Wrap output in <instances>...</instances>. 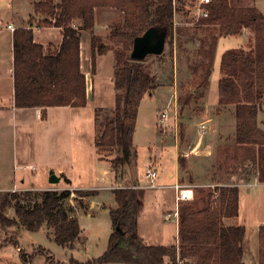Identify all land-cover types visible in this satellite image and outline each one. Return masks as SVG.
<instances>
[{
  "label": "trees",
  "instance_id": "16d2710c",
  "mask_svg": "<svg viewBox=\"0 0 264 264\" xmlns=\"http://www.w3.org/2000/svg\"><path fill=\"white\" fill-rule=\"evenodd\" d=\"M99 7L113 8L124 15L121 21L109 26V38L120 46L115 50V107L104 124L100 114L105 110L99 109L96 114L98 128H102L96 138L97 152L105 159L106 152L114 151L116 156L111 163L116 173L123 177L125 168L136 156L133 139L140 102L157 87L155 77L146 69L143 60L131 57L134 39L151 27L165 33L167 40L175 37L180 27L175 23L178 9L174 0L35 2V14L44 18L39 27H60L64 39L57 53H45L43 45L35 41V16L28 27L15 30V105L18 108L41 107L42 118H47L50 107L87 105V78L81 69L80 43L82 31L93 32L95 9ZM207 8L209 17L196 23L213 25V33L204 72L193 83L196 90L208 85L221 36L239 35L244 28L255 32L256 42L252 48L241 46L223 53L218 102L221 108L235 106V141L246 160L254 164L250 174L264 183V128L259 118L264 110L261 102L264 97V14L256 6H232L229 0H212ZM91 49L94 73L97 56L111 47L101 37L93 35ZM179 162L182 167L186 164L184 157H180ZM139 184L136 179L113 189L117 207L110 210L113 233L108 248L100 258L77 261L79 264H166V258L172 264H187L190 260L194 264H251L243 258L246 227L225 223V219H235L239 215L240 187L237 184L215 187L213 192L206 194L202 208L196 209L192 203L179 206V245L149 244L141 236L139 217L144 209L146 190L137 187ZM74 192L79 207L88 210L89 204L84 199L98 191L77 189ZM71 195L70 189L0 193V224L4 227L20 224L30 231L47 226L58 244L73 245L80 236L81 227ZM6 209H13L14 215H8ZM20 254L24 264H30L26 253Z\"/></svg>",
  "mask_w": 264,
  "mask_h": 264
},
{
  "label": "rangeland",
  "instance_id": "374dc122",
  "mask_svg": "<svg viewBox=\"0 0 264 264\" xmlns=\"http://www.w3.org/2000/svg\"><path fill=\"white\" fill-rule=\"evenodd\" d=\"M195 1H177L178 21L175 23L177 27H180V32L172 39H166L163 54H149L143 59L146 69L155 77L157 87L153 93H147L140 103L133 139L136 156L131 165L125 168L123 177L121 173H116L111 163V160L116 156L115 152H106L105 160H100L96 147V138L102 129L98 128L96 122L97 111L105 110L100 114V121L104 124L112 116L115 107L117 93L114 83L115 50L120 48L109 38L110 21L109 23L105 22L108 23L107 28L102 26L106 19V16L103 17L102 14L101 19L97 16L96 24L100 34H96V36L101 37L111 49L98 60L93 76L95 89L87 106L53 107L50 109L48 118L37 119L34 115H30L27 118L16 120L10 117L1 123L0 163H5L4 167L9 168L0 171L1 187H12L16 183L22 189L20 192L36 190L24 187L32 185L36 188L52 185L58 187V190L68 189L72 186L76 190H97L98 192L96 195L84 199V202L89 204L87 210L79 207L75 200L77 195L74 190H71V204L77 207L76 216L80 223L81 233L73 242L74 244L70 246L58 244L53 238L52 230L47 226H43L37 231H30L20 224L9 227L0 224V264H24L21 252L26 253L30 264H79L77 261L87 262L98 259L104 254L113 233L110 210L117 207L113 189L124 187L136 179L139 183L144 184L145 170L146 166L150 164L152 149L163 144L165 153L167 154L169 150L174 158L173 125L168 123V127L164 128L158 124L160 114L166 108L170 90L174 85V68L175 71L177 70L176 78L178 80L180 119L179 137L177 136V138L179 143H181L183 116L190 124L192 138L197 139L201 133L205 134L206 130L201 128L199 122L208 114L214 120L210 123L205 122V124L217 126L222 134L231 138V141L221 142L213 152L218 166L216 177H221L223 182L232 179L244 182H248L246 180L249 178V182L254 180L250 187L243 186L241 188L238 218L239 224L244 225L247 229L244 249L250 256L249 263L264 264V185L250 174L254 167L253 162L246 160L241 146L233 141L236 130L235 106L227 105L221 109L218 102L219 80L223 76L221 71L223 53L241 46L246 49L252 48L256 42L255 32L250 28H244L239 35L221 36L217 43L208 85L196 90L193 83L204 72L213 25H200L196 21L194 22L193 16L190 12L188 13L186 6H193ZM229 1L232 6H256L264 14V0ZM15 3L14 10L20 5L18 3H23L22 7L19 6L21 17L17 24H29L32 19L29 15L30 7L25 0ZM111 12L114 15H119L117 10ZM10 16L7 18L10 19ZM117 16H114L116 21L119 20ZM36 18L35 16V21ZM40 22L42 20L36 22L37 26ZM175 51L178 63L174 62ZM1 87L7 95L8 84H1ZM206 102L209 103L212 110L207 114H201L207 109ZM261 102L264 104V97ZM263 117L264 110L259 115L260 125L264 128ZM164 129H168V131L165 132ZM161 133L162 139L159 136ZM169 145L170 147L167 149ZM202 148L203 146L197 148V153H203ZM192 158L205 157L201 154L200 156L193 155ZM25 166L26 168H24ZM61 168L66 169V175L59 173ZM105 168L108 173L102 172ZM158 169L160 175L157 183L160 184L162 168L158 167ZM52 171L61 178L56 184L50 182ZM14 174L16 175L15 181H13L14 177H10ZM189 178L188 175L183 177L185 182H189ZM67 179L70 180V183ZM207 180V176H202L200 179V181ZM3 192L5 191H0V193ZM207 193L209 190L206 188L196 189V196L203 195L205 198ZM92 202H95L93 208H91ZM144 203L145 209L140 218V233L144 239L151 244H157L156 242L159 241L166 245L175 244L177 218L174 216L176 209L174 188L149 187ZM195 208L201 207L196 206ZM5 212L10 216L14 215L13 209H6ZM230 222L225 219V223L229 224Z\"/></svg>",
  "mask_w": 264,
  "mask_h": 264
},
{
  "label": "crops",
  "instance_id": "0c3cea01",
  "mask_svg": "<svg viewBox=\"0 0 264 264\" xmlns=\"http://www.w3.org/2000/svg\"><path fill=\"white\" fill-rule=\"evenodd\" d=\"M41 0H25L26 4L30 7V18L32 16H36V21L33 22V28H34V35H35V41L37 43H40L44 47V52L48 53H57L62 45L64 35L62 32V28L57 27V26H49V27H39L37 26L38 21L43 20L39 15H36L34 12V4L35 2H38ZM15 2H21V0H0V125L3 121H6L10 117L16 119V120H21L23 118H27L30 115H34L37 119L42 118V108L41 107H31V108H18L15 105V87H14V32L17 28L19 27H28L29 24L26 25H19L18 20L20 19V10L19 6L22 7L23 3H18L20 4L15 10L13 9L15 6ZM25 4V3H24ZM116 9L109 8V7H99L95 9V27L93 32L90 30H84L82 31V36H81V43H80V49H81V69L85 73L86 78H87V96H88V103L90 101V96L94 92V73L92 72V49H91V38L93 35L100 34L98 31L97 27V16L98 18H102L101 14L106 16V19L103 23L102 26L107 28V24L110 21V24L113 23L114 18L116 19L117 14H112L111 11H114ZM119 15L117 18L119 19L118 21L122 20L124 18V15L122 12L119 11ZM11 15L10 19L7 17ZM7 22L4 24L5 20ZM54 21V20H53ZM177 15L175 16V22H177ZM105 22H108L107 24ZM9 25H13L15 29L9 28ZM101 26V27H102ZM110 51V50H108ZM106 53L102 55H98L96 59V67L98 60L101 56L105 55ZM174 62L178 63L177 59V53L176 51L174 52ZM90 67V68H89ZM175 68H174V78H173V83L174 85L172 86V90H170V95H169V100L167 102L166 108L164 109L167 110L169 109V118H167L166 122L161 123L160 122V117L158 120V124L160 126H163L164 128L168 127V123H171L173 126L172 132H173V138H174V144H175V155L174 158H172L170 151H167V154L165 153L166 150L165 146L162 144V146H159L156 149H152L151 151V161L150 163L155 166V168L158 170L159 173V168H162L161 173H162V182L160 185L162 189L165 188H174V195H175V205L176 209L174 210V216L177 218L176 222V228H177V236H176V245H179V213L178 209L181 204L184 203H192L195 207L205 205V198L204 196H196V189L197 188H206L209 190V192H213L215 187L221 186V185H235L237 184L240 187V193H241V188L244 187H250L253 184L252 180L251 182H244L241 180H229L228 182H223L221 180V177H216L217 174V159L214 157L213 152L215 151V148L218 147V145L223 142L224 140H229L231 141L230 137L225 136L220 132L217 126H211L208 125V129L206 130L205 134H200L197 139L192 138L191 136V128L189 122H187V118L182 117L183 121V131L181 130V143H179V139L177 136L179 135V119L174 118L173 115L175 112V105H176V97L178 96V80L176 76ZM7 83L8 84V92L7 95L6 93L2 90L1 84ZM218 94H219V86H218ZM144 98V97H143ZM142 101V100H141ZM87 103V104H88ZM141 103V102H140ZM87 106V105H86ZM205 106L207 107L206 110H204L201 114H207V112H210L212 109L209 105L208 102H206ZM55 107H68V106H55ZM72 107V106H71ZM177 109L179 110V104L176 105ZM53 107L48 108L47 111V118L50 113V109ZM222 109V108H221ZM139 113V112H138ZM179 113V111H178ZM204 116V115H203ZM264 118V117H263ZM138 119V118H137ZM214 118L210 116L209 114L206 115V117L201 120L199 123L203 122H212ZM195 125V122L193 123ZM165 132L168 131V129H164ZM176 135V136H175ZM235 135V134H234ZM160 139H162V133L159 135ZM176 137V139H175ZM179 137V136H178ZM184 138V139H183ZM228 141V142H229ZM233 141H235V136L233 137ZM160 142V141H159ZM236 142V141H235ZM203 146V157L201 159H193L192 156H200V153H197V151H194L193 149L195 147H201ZM220 146V145H219ZM170 145L167 147L169 149ZM184 157L185 158V166L182 167L179 162V158ZM100 158V157H99ZM208 158V159H206ZM213 158V159H212ZM100 160H103L100 158ZM105 160V159H104ZM5 163H0V171L6 170L9 168L4 167ZM26 168V166L24 167ZM103 173H108L107 168L103 169ZM15 173V172H14ZM59 173L62 175H66V169L61 168L59 169ZM16 174V173H15ZM10 176L14 177L13 181H15L16 175ZM160 175V173H159ZM184 175L190 176L189 182H185L183 177ZM202 176H207L208 180L207 181H200ZM257 180V179H255ZM24 181V180H22ZM68 181V179H67ZM70 183V182H69ZM14 183L13 185H15ZM142 183L139 184V186ZM264 185V183H261ZM177 185L179 187H182L187 190H192L194 196L193 199L191 200H177V196L179 194V191L177 190ZM26 188H33L36 190H45V189H53V190H58V187L49 185L45 186L43 188H36L35 186H24ZM72 187V186H71ZM68 187H61V188H68L70 190H76L73 187L72 188ZM142 188V187H141ZM146 192L148 188H145ZM146 195V194H145ZM165 197V196H163ZM180 202H182L180 204ZM95 205V202H92L91 208ZM144 209H145V203H144ZM143 209V211H144ZM143 211L141 212L143 214ZM176 212L178 213L176 215ZM140 214L139 217V232L140 230V218L142 216ZM169 215V214H168ZM239 217V216H238ZM228 218L227 220H230L231 222L227 225L231 224H239V218ZM141 234V233H140ZM142 236V235H141ZM143 237V236H142ZM144 238V237H143ZM146 241V240H145ZM147 242V241H146ZM149 243V242H148ZM157 244L155 245H166L163 242L159 241L156 242ZM151 244V243H149ZM173 245V244H169ZM248 253H244V261L246 263H249L250 256L247 255ZM166 264H172L169 258H166ZM186 264V262H185ZM187 264H194L192 260L188 261Z\"/></svg>",
  "mask_w": 264,
  "mask_h": 264
},
{
  "label": "built area",
  "instance_id": "2783aa9c",
  "mask_svg": "<svg viewBox=\"0 0 264 264\" xmlns=\"http://www.w3.org/2000/svg\"><path fill=\"white\" fill-rule=\"evenodd\" d=\"M212 0H196L195 4L193 6H186L188 13L190 12L193 16L194 22H198L200 19L207 18L210 15V11L207 8V5L211 4ZM174 6L177 8V1L174 0ZM185 24H188V22H185ZM9 28L15 29L13 25H9ZM178 104V96L176 97V105ZM175 105V114L173 117L176 119L180 117V110L177 109ZM179 111V113H178ZM169 109L162 111L160 114V122L164 123L166 122L168 116H169ZM201 128L203 130H207L208 127L205 124V122L201 123ZM198 147H195L193 150L197 151ZM159 177L158 170L150 163L146 166L145 170V182L144 184H141L140 186L137 187H142V188H157V187H162L160 184L157 183ZM22 189L18 187L17 184L13 185L12 187L4 188L0 186V191H11V192H20ZM177 190L179 191V194L177 196V200H191L193 199V192L192 190H187L182 187H179L177 185ZM178 213L176 212V215Z\"/></svg>",
  "mask_w": 264,
  "mask_h": 264
},
{
  "label": "water",
  "instance_id": "95a60500",
  "mask_svg": "<svg viewBox=\"0 0 264 264\" xmlns=\"http://www.w3.org/2000/svg\"><path fill=\"white\" fill-rule=\"evenodd\" d=\"M166 46V34L151 27L142 35L134 39V45L131 52V57L136 60H143L149 54L161 55L164 53ZM61 178L52 171L50 182L56 184Z\"/></svg>",
  "mask_w": 264,
  "mask_h": 264
}]
</instances>
